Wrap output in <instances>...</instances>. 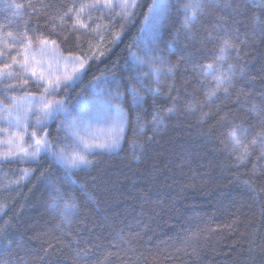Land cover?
Segmentation results:
<instances>
[{"label": "trees", "instance_id": "trees-1", "mask_svg": "<svg viewBox=\"0 0 264 264\" xmlns=\"http://www.w3.org/2000/svg\"><path fill=\"white\" fill-rule=\"evenodd\" d=\"M154 4L136 0L127 16L86 9L82 27L85 0H0L3 54L55 42L85 61L63 105L107 78L126 117L118 150L92 153L84 169L68 172L46 154L0 162V264H264V0H163L143 56L156 75L147 91L130 54ZM221 75L230 80L217 90ZM45 129L54 147L55 123ZM22 169L30 175L17 181Z\"/></svg>", "mask_w": 264, "mask_h": 264}, {"label": "rangeland", "instance_id": "rangeland-1", "mask_svg": "<svg viewBox=\"0 0 264 264\" xmlns=\"http://www.w3.org/2000/svg\"><path fill=\"white\" fill-rule=\"evenodd\" d=\"M85 1L87 5L99 4L92 9L104 12L107 8L103 7L104 0ZM122 2L112 0L113 7ZM162 2L155 0L154 5H162ZM86 9L88 11L91 8ZM117 9L122 11L120 7ZM160 15L161 8L153 7L130 54L131 64L138 76L137 87L141 90L148 91L156 77L151 64L143 56L157 33ZM20 47L12 50L6 46V51L0 55V162L28 164L46 154L70 172L88 167L92 153H115L121 145L126 117L111 81L107 78L97 79L85 96L64 106L63 97H60L64 92L61 93V90L78 81L85 69V61L62 55L48 41L42 40L35 44L21 42ZM25 57L28 58L26 68L21 67ZM133 94L138 103L139 91L134 89L131 92ZM51 122L55 123L59 137L54 147L49 146L45 129ZM153 124L159 125L160 119L155 118ZM117 137L119 145L115 150L97 146L110 144ZM37 141L40 143L37 144ZM261 141V157L264 158V136ZM78 156L84 157L89 163L74 166L71 158ZM29 175L27 170L22 169L17 181L26 180ZM53 198L49 207L58 212L63 209L62 202L57 194Z\"/></svg>", "mask_w": 264, "mask_h": 264}, {"label": "snow or ice", "instance_id": "snow-or-ice-1", "mask_svg": "<svg viewBox=\"0 0 264 264\" xmlns=\"http://www.w3.org/2000/svg\"><path fill=\"white\" fill-rule=\"evenodd\" d=\"M99 4H93V5H81L79 8V12L76 13V19H75V24H79L82 27H86V25L83 24V22L80 20L79 18V14L83 13L85 8H92V7H98ZM16 7H20L19 5H17ZM103 7H107V8H112L113 4H112V0H104L103 2ZM116 7H120L122 9V14L127 16L130 15V9L135 8L136 7V0H123L122 3H119L116 5ZM154 7L156 9H160L164 6L162 5H154ZM186 11L188 13V15H186V22L190 23L191 21H194L196 19L197 16V10L201 9V6L199 4H195V5H186L185 6ZM71 10H69V12H66L64 15L65 16H70ZM9 36H11V33H8ZM27 38V37H25ZM55 43V42H53ZM230 47V44L227 40H225L223 42V46L220 48V52L223 54L225 52H227L228 48ZM3 52L0 51V55H2ZM27 57H25V63L21 65V67L26 68L27 66ZM224 56L221 55L217 58V61L214 63H218L220 60H223ZM13 63H16V61H13ZM5 67H11L10 65H5ZM203 67V71L205 75L208 74H214L215 69H214V65L213 64H208V65H204ZM229 70H231V66H229ZM2 75V74H0ZM8 75H11V73H9ZM33 75H35V73H33ZM216 82H217V90L220 89V86L223 84H226L229 82L230 77L228 76H214ZM224 91H227V88H224ZM214 94V93H213ZM45 107H50L49 105H46ZM169 111H172L171 109H169ZM155 119V117H154ZM141 131H143V129H141ZM230 138L232 139L233 143L238 145L241 143L238 135H237V130L233 129L230 133H229ZM40 142L37 141V144H39ZM252 143H256L255 140L252 141ZM119 145V138H113L112 142L110 144L106 143V144H100L97 145L98 147L101 148H108V149H112L115 150ZM72 163L74 166H78L80 164H88L89 161H87L84 157L82 156H78V157H72Z\"/></svg>", "mask_w": 264, "mask_h": 264}]
</instances>
